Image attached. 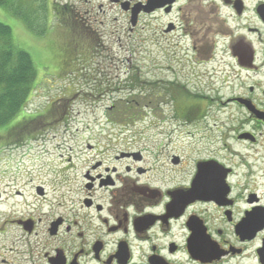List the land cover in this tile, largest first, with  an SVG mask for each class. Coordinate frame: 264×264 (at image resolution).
Instances as JSON below:
<instances>
[{"label": "flooded vegetation", "instance_id": "flooded-vegetation-1", "mask_svg": "<svg viewBox=\"0 0 264 264\" xmlns=\"http://www.w3.org/2000/svg\"><path fill=\"white\" fill-rule=\"evenodd\" d=\"M83 5L82 11L78 6ZM58 8L73 14L66 23L80 24L67 37H97L96 46H89V60L108 51L102 37H135L140 22L151 17V37H164L168 70L177 73L174 62L203 70L209 92L192 99L186 92L190 84L177 77L151 82L148 103L154 117L160 116L158 108L167 95L175 105L200 100L197 117L188 121L218 122V114L230 107L243 119L239 129L225 123L226 133L217 137L211 136L212 128H202L209 134L203 137L210 142L207 147L185 157L165 156L161 147H139L142 134L136 128L144 120L140 103L118 100V83L101 78L105 91L88 99L100 105L109 95L112 107L106 120L118 128L117 137L129 134L131 140L103 144L101 133L90 134L81 151L86 162L80 177L50 179L49 184L30 181L27 192L21 187L13 193L0 191V264H264V90L256 95L251 87L248 95L225 102L213 97L219 85L230 83L231 73L264 74V0H84ZM106 10L122 11L127 25L123 21L109 32L104 28ZM133 10H140L135 25ZM114 52L121 73L124 61ZM126 53L132 56L133 50ZM124 71L140 73L137 66ZM79 98H64L62 112L48 116L58 99L52 98L40 114L49 119L37 129L70 131L72 106ZM236 99L250 101L263 116L251 114ZM230 141L244 146L242 156Z\"/></svg>", "mask_w": 264, "mask_h": 264}, {"label": "rangeland", "instance_id": "rangeland-1", "mask_svg": "<svg viewBox=\"0 0 264 264\" xmlns=\"http://www.w3.org/2000/svg\"><path fill=\"white\" fill-rule=\"evenodd\" d=\"M30 1H35L33 7L36 10H39L41 5H43L42 0ZM48 1L51 9L50 19L47 22V26L45 24L47 32L41 37L31 32L20 19L13 17L7 10L0 7V23L12 29L15 44L32 56L39 74L41 83L38 87L39 89L35 90L31 102L26 107L27 115H40L42 110L48 108V102L52 98H59L62 87L67 86L68 83L76 84L79 87L75 89H80L79 94L83 99L79 98L72 106L75 120L68 132L64 131L61 127L59 129L47 130L40 134L33 132L34 137L31 136L22 145V140L18 142L17 137L13 138L11 134L13 130H10L6 134L9 127L0 129V191L6 190L9 193H13L16 191V188L21 187L23 191L27 192L29 188L26 185L27 183L30 184V181H33V185L40 181L49 184L47 180L50 179L80 177L86 162L85 156L81 151L82 147L86 145L90 134L98 135L101 133L99 138L102 137L104 139H102L103 144H115L117 143L116 141L127 142L132 138L129 134L117 137L116 131L118 128L108 124L106 115L109 108L112 107L111 102L108 101L110 99L109 95H107L109 99L104 100L102 104L95 105L93 102L91 104L89 99L86 97L87 101H85V97L83 96L90 89L86 87L88 78L84 77V74L81 73L79 77H77L76 73L68 76L67 73H69L70 69H65V74L64 71H61L59 50L61 49L63 37H67L64 31L66 25L55 18L58 15L57 13L54 16L52 12L58 4L68 2L73 5L74 2L84 0ZM78 7L83 11L85 6ZM106 11L109 13V22L104 28H107L109 32L113 29L114 25L117 27L123 21L127 25L128 16L123 15L122 11ZM41 14L43 13L40 12ZM115 18L119 23L113 21ZM102 43L105 46V51H108L104 52L103 57L93 58L92 60L84 59L88 60L84 65L86 67L90 66V72L86 70L85 75L87 74L91 78L95 75V77L98 76L105 81L111 80V82H114V86L120 82L122 90L118 91L114 97L118 100L119 98H135L140 103L144 120L139 121L136 128L142 134L137 140L140 145L139 147L155 146L157 149L161 147L159 150L164 152L165 156L181 155L185 157L187 156L185 155L187 152H191L197 147H207L210 144L208 139L203 140L204 134L207 133L202 132V128H212V137L225 134L229 126H232L233 129L240 128L243 117L236 107H233V109L230 107L231 109L225 111L227 112L226 114H222L223 112L220 115L218 114V122H214V119L208 118L188 121L185 120L184 116L187 117L191 112L190 110L198 106V103L200 104V100H197L196 103L187 99L183 100V102L177 101V105H175L165 95L166 101L160 104L158 108L162 114L159 111L160 116L154 117L151 103H144V101L149 100L147 96L140 95V91L138 90L130 94L128 90L124 89L130 78L133 75H138L142 77V82L148 81L149 83L171 82L177 77V81L190 84L187 85L186 92L191 96V99L196 95H207V92H209L207 85L208 78L204 76L205 74L202 69V71L197 70L191 64L181 67L174 62L173 66L177 73H172V71L168 70L169 56L168 51H166L164 37H151V17H146L140 22L135 37H102ZM129 48L133 50L132 56L126 53ZM114 51L120 52L119 59L123 60L125 64L123 71L129 66H137L140 73L126 74V71L119 73L116 69L118 61L116 60ZM87 56H90V54L88 53ZM97 66L103 72H95L98 68ZM119 66H121L120 63ZM60 73L63 74L62 78H56L59 77ZM53 75L57 76L53 77ZM229 76L231 77L230 83L223 87L219 85L220 88L213 97L222 99L225 102L227 99L239 95H248L251 87L255 88L256 95H259L264 90V74H251L247 76V74L231 73ZM117 78H119V82ZM95 81L98 82V78H95ZM49 86H55V88L52 91H47ZM42 89L47 92L44 93ZM69 91H72V89H69ZM230 115H232V120L230 119L229 121ZM95 117L98 120H95ZM215 123L217 127H214ZM225 123L228 124V127L225 126ZM19 127L16 129L18 130ZM30 131L32 130L30 129ZM189 133L192 135H188ZM29 135L32 134L29 133ZM230 143L239 155L242 156L244 154L245 149L242 144L235 141H230ZM91 144L96 145V142H92ZM68 167H71V170H67ZM261 175L264 176V167L262 168Z\"/></svg>", "mask_w": 264, "mask_h": 264}, {"label": "trees", "instance_id": "trees-1", "mask_svg": "<svg viewBox=\"0 0 264 264\" xmlns=\"http://www.w3.org/2000/svg\"><path fill=\"white\" fill-rule=\"evenodd\" d=\"M42 1L43 5H41L39 10L33 7L35 1L30 0H0V7L7 10L13 17L20 19L31 32L41 37L47 32L45 24L47 26L51 11L49 1ZM40 12L43 14L40 15ZM52 14L54 16L56 15L55 18H60L59 21L66 25V29H64L66 35H73L74 31L76 33L78 32V26H80V24H75L76 22H73L74 20L67 21L66 23V18H72L73 15L68 10L58 8V11L54 9ZM96 38L97 37H63L61 49L59 50L61 71H64L65 74V69H70L69 73H67L68 76L76 73L77 77H79L80 73L84 74L83 76L88 78V83L91 82V85H94L93 87L86 86L90 88L83 95L87 98H94L99 92L105 91L100 85V77H95L94 75L91 78L87 76V74L85 75L87 71L84 63L88 60L84 59H88L89 57L87 56L89 53V46L92 45L93 48L96 46ZM56 76L57 75H53V77ZM58 76L59 77L56 78L61 79L63 74L60 73ZM95 78H98V82L95 81ZM141 80V76H135L132 80L134 83L127 82V86H125L124 89L132 93L138 90L140 91V95L148 96V94L151 93V83L148 81L142 82ZM40 83L39 74L32 56L15 44L12 29L0 23V129L9 127L6 134L10 130H13L11 133L13 138L17 137L18 142L22 140V144L27 142L31 136L34 137L33 132L36 134L45 132V130L41 132L37 129L38 123L41 120L49 119L47 116L27 115L26 107L31 102L35 90L39 89ZM77 87L78 86L73 83H68L67 86H63L61 95L51 104V107H49L48 116H50L51 113L55 114L62 112L64 98L65 101L74 97L82 98L79 94L80 89H75ZM114 88H117L116 90L118 91L122 90L119 84ZM69 89H72V91H69ZM146 102L147 101H144V103ZM57 109H59L58 112L56 111ZM190 111L187 117L184 116L186 120H191L192 117H196L198 114L196 107H193ZM18 127L19 129L17 130L16 128ZM30 129L32 131H30ZM29 133L32 135H29Z\"/></svg>", "mask_w": 264, "mask_h": 264}, {"label": "water", "instance_id": "water-1", "mask_svg": "<svg viewBox=\"0 0 264 264\" xmlns=\"http://www.w3.org/2000/svg\"><path fill=\"white\" fill-rule=\"evenodd\" d=\"M146 12L148 13H151V9H145ZM140 13V10H133V16H132V23L133 25H135L136 23V19H137V16L138 14ZM236 102L238 103H241L242 105L246 106L248 111L253 114V115H256L258 117H260V115L263 116V114L261 112H259L253 105L250 101L248 100H243V99H236L235 100ZM261 118V117H260ZM246 138V135H243L240 137V139H244Z\"/></svg>", "mask_w": 264, "mask_h": 264}]
</instances>
